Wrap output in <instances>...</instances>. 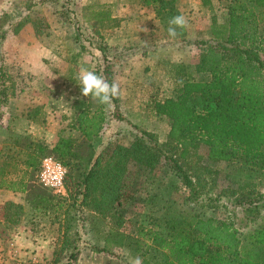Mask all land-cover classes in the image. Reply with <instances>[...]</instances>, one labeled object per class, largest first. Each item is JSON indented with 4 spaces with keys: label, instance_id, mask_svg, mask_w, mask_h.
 <instances>
[{
    "label": "rangeland",
    "instance_id": "374dc122",
    "mask_svg": "<svg viewBox=\"0 0 264 264\" xmlns=\"http://www.w3.org/2000/svg\"><path fill=\"white\" fill-rule=\"evenodd\" d=\"M103 7L119 18V26L95 29L93 12ZM177 8L188 25L183 34L173 39L153 9L139 0H0V28L6 29L5 38L0 39V65L15 80L13 88L40 92L35 100L24 99L25 105L44 106L38 113L41 120L31 126L18 115L11 125L7 117L15 114L14 109L3 111L0 163L23 158L21 148L14 145L23 136L48 147L59 136L73 137L80 143L78 151L86 150L82 135L70 126L73 107L84 98L75 86L79 84L76 77L81 67L106 77L103 68L110 65L113 81L121 85L117 107L123 121L111 119L113 103L102 105L90 98L92 106L100 105L106 114L101 132L92 141L95 155L104 160L114 145L128 144L141 129L165 142L169 123L154 114L150 102L175 94L176 83L168 64L197 62L202 40L211 38L212 14L221 20L226 5L214 0L210 9L200 0H178ZM19 21L22 27L13 32ZM260 24L264 34V22ZM80 42L85 45L83 49ZM99 45L106 46L105 54ZM194 76L207 78L201 73ZM205 149L200 146L189 157L210 168L200 173L197 189L201 193L192 201L166 159L162 158L152 170L130 161L125 193L117 202L119 217L113 220L82 204L79 197L73 202L74 186L71 188L68 168L65 167V194H58L41 182L39 166L23 192L0 193V264H65L75 250L79 253L73 264H132L141 252L134 243L130 245V240L137 237L138 227L149 226L154 219L176 217L177 210L229 220L242 235L264 223V210L253 218V214L232 203L234 196H228L230 190L237 193L248 171L238 164L209 159ZM22 170L18 163L8 178H18ZM258 178L252 182L256 183V190L264 192V177ZM39 194L51 196V202H40ZM7 198L24 207L20 223L9 228L2 223L3 202ZM139 239L142 242L143 237ZM104 246L110 254L98 250ZM148 254L161 258L151 249ZM254 254L264 264V250L255 248Z\"/></svg>",
    "mask_w": 264,
    "mask_h": 264
},
{
    "label": "trees",
    "instance_id": "16d2710c",
    "mask_svg": "<svg viewBox=\"0 0 264 264\" xmlns=\"http://www.w3.org/2000/svg\"><path fill=\"white\" fill-rule=\"evenodd\" d=\"M139 1L151 7L159 23L167 27L171 17L181 15L178 0ZM213 1L200 0L210 9ZM215 1L224 3L226 10L221 20L212 14L211 38L202 40L197 62H166L173 73L176 92L150 102L154 114L169 123L165 142H160L153 132L141 129L128 144L114 145L109 156L101 159L95 155L92 141L103 128L105 111L100 105L94 108L92 97L83 96L80 85L75 84L84 98L74 105L70 126L80 132L86 150L80 153V143L73 137L59 136L55 144L48 147L23 136L14 141V145L21 148L23 158L0 163V188L24 191L41 159L53 155L68 168L71 188L74 186L73 202L79 197L82 204L113 220L119 217L117 202L125 193L130 161L152 170L162 158L166 159L188 189L189 200L198 198L200 173L210 168L190 161L189 157L195 149L204 146L209 159L238 164L248 171L237 193L230 190L228 196H234L235 206L253 214V218L258 217L259 210H264V192L256 190V183L252 181L264 177V34L260 29V23L264 22V0ZM93 15L97 31L119 25V18L105 7ZM22 24L19 21L12 31L17 32ZM179 31L184 33V29ZM5 35L6 29L1 26L0 39ZM79 45L81 49L85 47L81 42ZM98 49L105 54L106 46L99 45ZM103 71L105 78L112 82L111 66L106 65ZM198 73L207 74V78L196 79L194 75ZM14 81L0 65V116L17 90L13 88ZM112 103L111 119L125 120L118 112V99ZM38 113V106L27 112L28 117ZM18 163L23 171L11 180L8 173ZM39 195L40 202L52 200L51 196ZM177 212L176 217L154 219L151 225L138 227L137 237L130 240V245L134 243L138 251L141 249L143 264H261L254 249L264 250V223L242 235L229 220L185 210ZM23 215L21 203L4 202L2 223L5 228L19 224ZM139 237H143L144 242ZM149 249L160 253L161 258L149 256ZM98 250L111 253L105 246ZM78 253L79 250L72 251L65 264H73Z\"/></svg>",
    "mask_w": 264,
    "mask_h": 264
},
{
    "label": "clouds",
    "instance_id": "9594fccd",
    "mask_svg": "<svg viewBox=\"0 0 264 264\" xmlns=\"http://www.w3.org/2000/svg\"><path fill=\"white\" fill-rule=\"evenodd\" d=\"M168 23V35L170 38L175 39L180 34L179 30L187 27L188 20L183 15H175L169 19ZM76 79L79 81L81 94L85 97L91 96L99 104L111 106L113 100L118 99L121 95V85L119 82H109L108 79L88 68L81 67ZM178 83L182 84V81ZM132 264H143V259L140 256H136Z\"/></svg>",
    "mask_w": 264,
    "mask_h": 264
},
{
    "label": "crops",
    "instance_id": "0c3cea01",
    "mask_svg": "<svg viewBox=\"0 0 264 264\" xmlns=\"http://www.w3.org/2000/svg\"><path fill=\"white\" fill-rule=\"evenodd\" d=\"M39 94H40L39 91L36 92V90H32L31 88H26L25 89V88L22 87V88H20V90H16L15 91V93L10 97V99L8 101V104L4 108V113L6 112L5 109H9V108H13L14 111H15V114L14 115L11 114V116L8 115V117H7V119L10 121V124L11 125H13V123H14L13 120H18L17 117H15V115H18L19 119H21V118L25 119L26 122L30 126L31 125H34V123H38L41 120V118H39V115L38 114L36 116H34V117H28L27 112H28V110L34 109L37 106L39 107V111H41L44 108V106H41L42 104H36V106H34V107H32V106L28 107L29 104L28 105H25L23 103V100L26 99V98H32V99L35 100V98ZM29 102L30 101H28V103ZM4 113H2V116L5 115ZM2 116H0V119H1ZM56 141L57 140H55V142ZM55 142H54V144H55ZM0 189H1L0 190V193H4V194H7V193H9L11 191L10 189H7V188H0ZM6 200H12V201L18 202L16 200H13L12 198H7V199H5V201ZM4 202H3V205H4ZM18 203H20V202H18Z\"/></svg>",
    "mask_w": 264,
    "mask_h": 264
},
{
    "label": "built area",
    "instance_id": "2783aa9c",
    "mask_svg": "<svg viewBox=\"0 0 264 264\" xmlns=\"http://www.w3.org/2000/svg\"><path fill=\"white\" fill-rule=\"evenodd\" d=\"M65 166L51 156H45L40 163V180L58 194H65Z\"/></svg>",
    "mask_w": 264,
    "mask_h": 264
}]
</instances>
